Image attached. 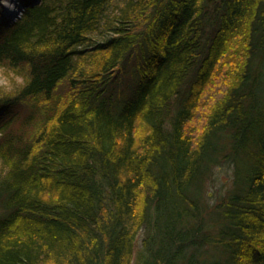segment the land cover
<instances>
[{
	"label": "trees",
	"instance_id": "16d2710c",
	"mask_svg": "<svg viewBox=\"0 0 264 264\" xmlns=\"http://www.w3.org/2000/svg\"><path fill=\"white\" fill-rule=\"evenodd\" d=\"M0 64V264H264V0H26Z\"/></svg>",
	"mask_w": 264,
	"mask_h": 264
},
{
	"label": "rangeland",
	"instance_id": "374dc122",
	"mask_svg": "<svg viewBox=\"0 0 264 264\" xmlns=\"http://www.w3.org/2000/svg\"><path fill=\"white\" fill-rule=\"evenodd\" d=\"M26 0H0V24L4 21H13L21 16L23 7L25 5ZM40 1V0H35ZM6 3V4H5ZM11 10H9V7ZM14 8V9H13ZM146 48V42L144 43ZM135 51V50H134ZM140 51V50H139ZM138 51V52H139ZM130 67V65L128 64ZM129 75V74H128ZM128 75L125 76V80L128 78ZM26 79L25 76L18 71L16 72L14 69H9L6 66L0 64V90L5 93H13L17 92L21 85H24ZM127 82V81H126ZM0 109V116L2 115ZM226 167L220 169L218 176L212 183L209 184L208 190L213 194H218L220 191V186L222 183V178H228V173L225 172ZM210 202H213L212 200ZM144 237V231L141 229L136 237L135 244L136 249L142 246V241Z\"/></svg>",
	"mask_w": 264,
	"mask_h": 264
},
{
	"label": "bare ground",
	"instance_id": "6f19581e",
	"mask_svg": "<svg viewBox=\"0 0 264 264\" xmlns=\"http://www.w3.org/2000/svg\"><path fill=\"white\" fill-rule=\"evenodd\" d=\"M6 4V3H5ZM9 7V6H8ZM14 9V8H13ZM9 10H11V8L9 7Z\"/></svg>",
	"mask_w": 264,
	"mask_h": 264
}]
</instances>
